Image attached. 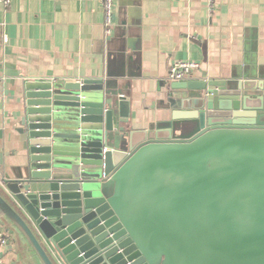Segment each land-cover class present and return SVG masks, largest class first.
<instances>
[{"label": "water", "instance_id": "1", "mask_svg": "<svg viewBox=\"0 0 264 264\" xmlns=\"http://www.w3.org/2000/svg\"><path fill=\"white\" fill-rule=\"evenodd\" d=\"M105 84L19 90L0 211L41 264H264V77L176 82L186 109L140 141Z\"/></svg>", "mask_w": 264, "mask_h": 264}, {"label": "crops", "instance_id": "2", "mask_svg": "<svg viewBox=\"0 0 264 264\" xmlns=\"http://www.w3.org/2000/svg\"><path fill=\"white\" fill-rule=\"evenodd\" d=\"M115 2L106 38L101 0L0 1V182L24 160L18 93L27 80L103 78L130 100V126L140 141L167 131L161 123L187 94L172 88L180 82L169 76L174 63H199L187 80L243 84L264 77V0H213V8L208 0ZM0 232L7 238L4 264H41L1 211Z\"/></svg>", "mask_w": 264, "mask_h": 264}, {"label": "built area", "instance_id": "3", "mask_svg": "<svg viewBox=\"0 0 264 264\" xmlns=\"http://www.w3.org/2000/svg\"><path fill=\"white\" fill-rule=\"evenodd\" d=\"M5 7H9L13 0H0ZM209 4L213 8V0H208ZM103 11H104V31L105 37L109 38L112 35L113 28L115 25V11H116V2L115 0H101ZM9 37L4 36V43L8 42ZM200 67L199 63L195 61H179L174 63L170 67L169 76L170 79L176 81H182L189 79L192 75V72L195 69ZM1 81V78H0ZM7 244V238L5 233L0 232V246ZM0 264H4L3 260H0Z\"/></svg>", "mask_w": 264, "mask_h": 264}]
</instances>
